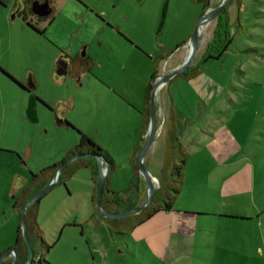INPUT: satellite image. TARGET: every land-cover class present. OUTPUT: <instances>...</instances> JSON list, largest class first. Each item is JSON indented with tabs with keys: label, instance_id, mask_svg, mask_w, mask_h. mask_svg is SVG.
Wrapping results in <instances>:
<instances>
[{
	"label": "rangeland",
	"instance_id": "rangeland-1",
	"mask_svg": "<svg viewBox=\"0 0 264 264\" xmlns=\"http://www.w3.org/2000/svg\"><path fill=\"white\" fill-rule=\"evenodd\" d=\"M164 1L52 0L50 24L32 21L41 33L15 13L21 0H0V234L12 228L11 220L4 218L16 192L17 176L27 180L31 173L58 162L77 143L76 130L63 125L64 120L108 151L115 162L107 187L120 191L121 200L105 202L102 209L123 212L128 205L145 201L147 186L135 170L137 157L128 159L142 126L137 109L144 108L154 59L191 35L201 8L190 0H167L166 19L159 28ZM219 2L209 0L208 7ZM236 3L231 0L226 6L233 42L220 58L200 65L215 83L213 94L208 91L204 96V106L188 108L184 103L188 121L178 123L180 114L169 96L178 75L157 90L156 134L143 158L144 166L158 180L153 184L156 189L159 180L167 184L170 180L162 179V165L167 132L173 128L184 135L187 153L193 151L190 137L206 140L190 156L188 175L204 180L206 168L218 160H227L229 154L232 160L245 156L244 164L254 174L252 195L235 192L231 197H264V0ZM215 18L200 28L190 65L199 61L211 41ZM236 18L242 25L237 33ZM82 46H87L84 52L93 58L91 72L65 74L57 68L61 51L71 53ZM252 47L257 50L248 49ZM183 59L175 54L158 61L151 84ZM30 96L38 99L34 122L25 113ZM146 133L147 128L143 139ZM63 178L38 203L37 223L49 246L38 238L30 242L34 252L42 255L40 264H164L129 237L128 228L141 211L114 219L119 228L111 227L110 219L101 216L91 200L90 169L79 167ZM258 182H263L261 188ZM128 187L131 190L123 194ZM158 193L154 199H163L164 194ZM232 264L243 263L232 259Z\"/></svg>",
	"mask_w": 264,
	"mask_h": 264
},
{
	"label": "crops",
	"instance_id": "crops-1",
	"mask_svg": "<svg viewBox=\"0 0 264 264\" xmlns=\"http://www.w3.org/2000/svg\"><path fill=\"white\" fill-rule=\"evenodd\" d=\"M168 6L169 2L164 1L163 23ZM186 47H188L187 42L179 46L169 57L178 54L182 60ZM148 81L149 76L145 88ZM210 81L202 73L201 67L198 74L191 78L177 76L173 79L169 96L177 113L180 114L176 122L188 121L186 110L182 108L184 103L188 108L204 106V96L208 91L212 92L215 87V83ZM219 89L220 86H216V90ZM146 95L147 90L143 97L144 107ZM214 99H219V96L215 95ZM137 110L142 124L144 108ZM178 134L184 147L182 140L184 135L180 130ZM142 138L141 126L135 146L128 158L131 161H134L138 154L139 146L143 143ZM190 138L193 151H189L184 164L182 186L172 209L159 210L135 225L129 231L130 239L134 243H141L152 256L159 258L164 264H232V259L250 264L251 258H254L252 264H264V197H231L235 192H244V195H247L249 191L252 195L250 190H253L251 184L254 174L247 164H244L247 158L239 155L232 160L229 154L227 160H218L216 164L206 168L204 180L197 179L195 175H188L190 156L194 152H199L206 140H202L197 135ZM2 151L8 152V150ZM195 170L198 171L197 168ZM29 180L30 178L26 180L19 176L15 180L16 192L11 197V208L7 211L8 215L4 214L6 215L4 219L11 220L12 228L4 235L0 234L2 236L0 253L10 248L15 241L16 232L20 227V212L13 208L12 204L16 199L26 198L23 197V191ZM92 182L93 180L91 181L93 187L94 182ZM262 184L263 182L261 184L258 182V188H261ZM184 191L188 193L183 194ZM39 211L38 204L36 222Z\"/></svg>",
	"mask_w": 264,
	"mask_h": 264
},
{
	"label": "trees",
	"instance_id": "trees-1",
	"mask_svg": "<svg viewBox=\"0 0 264 264\" xmlns=\"http://www.w3.org/2000/svg\"><path fill=\"white\" fill-rule=\"evenodd\" d=\"M191 2L195 4H199L201 6L199 15L200 16L203 11L208 7L209 0H190ZM237 3V6L240 5V0H235ZM165 9H162L161 12V19L159 22V28L163 24V18H164ZM25 24L30 27L31 29H34L36 31H39L33 24H31L29 21L26 20V17H22ZM234 25L236 27V33L238 32V29L242 26L240 25L238 18L235 19ZM42 33V31H39ZM230 22H229V14L227 7H225L219 15L215 18V27L212 34L211 41L207 44L206 49L204 53L202 54L201 58L195 65H190L184 72L178 74V76L183 78H191L198 74L200 65L211 61L216 60L220 58L229 48L230 44L233 42V35L230 33ZM189 37L183 39L180 43L175 45L170 50L165 51L164 54L158 57V59H154L153 68L149 75V81L147 84V95L145 98V107L143 110V123H142V131L144 132L145 129L148 127L149 122V108L148 103L150 99V91H151V83L152 79L156 77V66L158 61L162 59H166L169 55H171L179 46L186 43L188 41ZM249 50L256 51L257 49L255 47L248 48ZM11 79H13L11 76H9ZM36 98V97H35ZM36 101L38 99L36 98ZM63 125H65L68 128L75 129L78 134V141L75 145H73L71 148L68 149L67 153L58 161L51 165H48L42 169H40L37 173H31L30 180L27 185V187L23 191V197L21 199H16L12 206L13 208H16L19 212L22 209V207L25 205V203L33 196L35 195L39 190H41L43 187H45L55 176L57 170L61 165L69 161L73 156L75 155H81V154H91L93 157L88 158H80L75 161H71L66 164V166L63 168L58 182H64L63 174H66V177H70L76 169L79 167H86L90 169L91 172V178L94 182L93 185V194L91 195L92 202L95 203L96 198V184L98 180L99 175V169H98V161L96 157H101L103 160V164L107 167L109 173L115 169V163L112 158V156L108 153V151L102 149L99 147L98 144H96L91 138H89L86 134L79 131L77 128H75L72 124H70L67 121H63ZM178 134L173 130V128L170 129V131L167 132V142L165 147V154H164V162L162 165V179L170 178L168 184L163 183L162 180H159V187L156 189V191L153 194L151 202L146 206L143 211H141L139 214L136 215V219L130 224V227L128 228V231H130L135 225L140 224L144 220L148 219L150 216H152L154 213H156L159 210H170L172 209V206L174 204V201L177 197V195L180 192L181 186H182V180H183V169L184 164L186 162L188 153L184 150V147L182 144L178 141ZM144 141V139L142 138ZM141 146H139L140 149ZM138 149V152H139ZM137 155L135 156V158ZM134 158V159H135ZM135 170L138 172V166L136 164ZM167 172V173H166ZM107 175L106 180L104 184V191L102 193V199H101V205H103L105 202L108 204H117L121 200L120 191H114L110 190L107 187ZM131 187H128L123 191V194L127 191L131 190ZM158 192H162L164 194L163 199L157 198L156 200L154 197H158ZM134 194L132 193L131 196ZM107 204V205H108ZM38 207V202L32 204L29 206L25 213L26 217V225L25 230L26 234L30 240V242L33 241L34 238H38L40 242L43 243V245L48 248L49 246L45 244L44 240L42 239V231L38 227V224L35 220L36 211ZM131 207H134V205H128L127 209H130ZM109 211V209H106ZM109 220V219H107ZM108 224L113 227L119 228L118 221H115L114 219H110ZM120 231V230H118ZM121 234L120 232H116ZM15 249L16 253V259L18 264L24 263V261L27 258V249L25 241L22 237L20 227H18V230L16 232L15 241L10 246V248L4 250L2 253H0V257L9 251L10 249ZM42 255L39 258V260L36 263H39L42 261ZM5 264H12L11 262H4Z\"/></svg>",
	"mask_w": 264,
	"mask_h": 264
},
{
	"label": "water",
	"instance_id": "water-1",
	"mask_svg": "<svg viewBox=\"0 0 264 264\" xmlns=\"http://www.w3.org/2000/svg\"><path fill=\"white\" fill-rule=\"evenodd\" d=\"M231 0H221L216 6L214 7H208L206 8L203 13L198 17L193 31L191 35L189 36V39L187 41L188 45V50H187V55L183 59V61L173 68L169 73L165 75H160L152 84H151V92H150V99L148 103V108H149V122H148V127H147V133L146 137L140 147V150L138 152L136 162L138 164V170L139 173L142 175L143 179L145 180L146 186H147V193H146V198L145 201L135 207H132L126 211L123 212H109L105 211L102 209L101 206V199H102V193L104 191V184L106 180V175L108 172L107 167L103 164V160L101 157H96L98 161V169H99V175H98V180L96 184V198H95V203H96V208L99 211L100 215L108 218V219H118L122 218L131 214L138 213L142 211L152 200L153 194L156 190L155 186L153 185L151 179H150V172L148 169L144 166L143 164V158L149 149V147L152 145L155 134H156V112H155V101H156V94L157 90L168 80L172 79L174 76L184 72L191 64L193 58L196 55L197 49H198V41H199V34H200V28L207 22L213 20L217 15L220 14V12L230 3ZM31 11L33 14L40 16V17H46L50 14L51 9L49 8L48 2H43L39 3L38 1H33L31 3ZM31 87H33L31 85ZM35 104H36V98L34 96L29 97L28 105L26 108V116L31 120V121H36V112H35ZM88 157H93L91 154H81V155H75L73 156L69 161L64 163L59 167V169L56 172V175L54 178L41 190H39L35 195H33L22 207L20 210V231L22 234V237L25 241L26 244V249H27V258L24 262V264H32L35 256V252L31 247L30 240L26 234L25 230V225H26V217L25 213L29 206L32 204L39 202L40 198L45 195V193L54 185L58 182L59 176L63 170V168L66 166L67 163L71 161L78 160L80 158H88ZM14 251V249H11L4 253L0 257V264H5L4 263V258L9 256L11 252ZM40 263V262H39ZM12 264H18L16 257H12Z\"/></svg>",
	"mask_w": 264,
	"mask_h": 264
},
{
	"label": "flooded vegetation",
	"instance_id": "flooded-vegetation-1",
	"mask_svg": "<svg viewBox=\"0 0 264 264\" xmlns=\"http://www.w3.org/2000/svg\"><path fill=\"white\" fill-rule=\"evenodd\" d=\"M33 1H35V0H21V2L19 4L18 8L16 9L15 13L20 14L22 17L23 16L26 17V20L29 21L31 24H33L32 21L34 23H40V22L45 21L49 24L51 19H52L51 16H52V12H53L52 0H36L39 3H43L45 1L48 2V5H49V8L51 9V12L46 17H40V16H37V15L32 13L31 3ZM85 47H87V46H85ZM85 47H83V46L79 47L78 49H76L75 51H73L71 53H68L67 51H64V50H63V52L61 51L60 52V58H59L58 63H57V68L59 70H61L63 73L65 72V74H67V73L78 74L80 72H91V68H92V65L94 62H93V58L90 55H88V53L84 52ZM150 83H151V81H150ZM12 257H16L15 249H14V251L11 252V254L9 256L4 258V262H11L12 263ZM40 257H41V255H37L35 253L33 263L35 262L36 259L38 261ZM21 264H24V263H21ZM36 264H40V263H36Z\"/></svg>",
	"mask_w": 264,
	"mask_h": 264
},
{
	"label": "bare ground",
	"instance_id": "bare-ground-1",
	"mask_svg": "<svg viewBox=\"0 0 264 264\" xmlns=\"http://www.w3.org/2000/svg\"><path fill=\"white\" fill-rule=\"evenodd\" d=\"M150 179H151L153 184H155L158 181L151 173H150Z\"/></svg>",
	"mask_w": 264,
	"mask_h": 264
}]
</instances>
